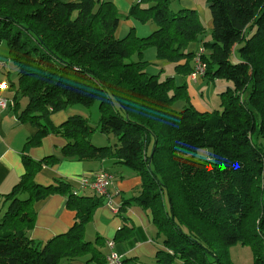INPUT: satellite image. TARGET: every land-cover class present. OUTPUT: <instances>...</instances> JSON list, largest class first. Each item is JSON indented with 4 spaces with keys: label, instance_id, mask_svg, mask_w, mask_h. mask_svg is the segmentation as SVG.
Segmentation results:
<instances>
[{
    "label": "trees",
    "instance_id": "16d2710c",
    "mask_svg": "<svg viewBox=\"0 0 264 264\" xmlns=\"http://www.w3.org/2000/svg\"><path fill=\"white\" fill-rule=\"evenodd\" d=\"M172 2L134 3L127 16L152 30L139 37L131 27L119 37L121 13L109 0H0V44L17 68L15 110L20 93L18 119L34 128L26 145L48 134L65 139L58 156L22 154L24 173L0 203V264H61L99 250L84 230L105 195H78L62 179L34 181L60 159H110L140 177L128 202L148 209L163 235L154 264H233L227 249L236 243L250 246L252 264H264V0H206L210 29L195 9ZM151 47L154 61L145 57ZM196 58L205 65L201 80L231 82L218 93L220 109L190 100ZM149 65L158 68L148 73ZM95 101L97 126L81 114L51 121ZM95 129L115 142L91 144ZM54 193L65 195L75 220L41 243L27 233L33 204ZM101 253L95 258L105 264Z\"/></svg>",
    "mask_w": 264,
    "mask_h": 264
},
{
    "label": "crops",
    "instance_id": "0c3cea01",
    "mask_svg": "<svg viewBox=\"0 0 264 264\" xmlns=\"http://www.w3.org/2000/svg\"><path fill=\"white\" fill-rule=\"evenodd\" d=\"M109 1L121 13V19L116 29L117 36H125L131 27H134L137 36L144 37L150 34L151 25L127 16L130 7L139 0ZM179 1V4L186 6V8H198L195 0ZM211 26L212 20H208L206 28L210 29ZM195 47L196 44L190 45V49ZM152 53L154 50L147 49L145 57L147 58ZM154 67L157 70L158 65H154ZM187 82L189 84L193 82L197 85L205 81L200 78L194 80L187 77ZM190 87L192 85L188 86V91ZM4 90L1 92V96L7 100L6 106L0 107V203L3 198L2 195L10 192L24 173V165L21 159L23 153L33 159H40L50 154L58 156L60 147L65 143L63 137L48 134L43 137L39 145H26L27 137L34 132V128L29 123L21 122L18 119L19 111L25 105L26 100L24 104H21V100H19V107L15 110L13 97H9L11 96L10 92L6 93ZM73 114L86 116L82 108L71 106L53 113L51 121L57 125ZM108 165L118 167L114 172H111ZM101 169L112 174V182L103 198L104 203L95 209L84 230L86 239L93 242L99 250H94L74 259L64 260L61 264H99V260L95 257L98 251L102 252L103 257L110 251L106 244L108 240H113V250L121 255L123 264H127L129 260L131 263L137 264H154L155 252L162 246L159 243L158 247H155V243L148 238L152 220L145 213L147 211L135 200L131 199L128 202L131 197L138 195L140 185V177L134 171L115 165L110 159H84L80 161L60 159L54 165L43 166L36 173L34 181L41 185H48L53 183L55 179H62L68 182L78 195H93L95 192L89 187H83L82 180L83 178L91 179V175ZM33 209L35 213L34 222L27 233L31 239L41 243L66 232L75 220V211L67 208L65 195L60 193L50 194L36 201L33 204ZM126 225L129 226L127 229L131 230L130 234L128 233V238L124 240L115 238L120 229V232L126 229ZM139 231H142V238L137 236ZM132 253L133 255H131ZM146 257L148 260L143 261L142 259Z\"/></svg>",
    "mask_w": 264,
    "mask_h": 264
},
{
    "label": "rangeland",
    "instance_id": "374dc122",
    "mask_svg": "<svg viewBox=\"0 0 264 264\" xmlns=\"http://www.w3.org/2000/svg\"><path fill=\"white\" fill-rule=\"evenodd\" d=\"M198 8L195 9L200 17L201 22L207 27V21L211 20V13L209 8L206 5V0H195ZM137 3V2H136ZM179 0H173L171 3V8L173 9H178L181 7H186L182 4H179ZM147 36V35H146ZM140 37V36H139ZM152 49L153 48H148ZM149 60H155V53H152L150 56L148 55L147 57ZM203 62V61H202ZM204 63V62H203ZM146 71L148 73H154L156 71V68L152 65H149L146 67ZM150 71V72H149ZM17 68L14 65L13 62H11L8 57H7V45L5 41H2L0 44V79H5L7 80L8 83H11L12 81L13 86L11 87L12 89H8L9 84L7 85L6 90L4 92L11 94L9 97H13L14 91L16 89V83H17ZM195 78H200V77H195ZM179 81V78H176V82ZM192 87L189 88V95H191V102L195 106V108L199 110L203 109H220V97H219V92L220 90H224L226 86H231V82L224 80V79H217L214 82H203L201 84L195 85L193 82H191ZM10 90V91H9ZM200 94V95H199ZM199 95V96H198ZM17 99L21 100L20 103L24 104V101L26 100L25 96H22L20 93L17 95ZM183 102L179 101L175 104L176 108H180L182 106ZM24 106V105H23ZM74 107L82 108L84 112L86 113V117L88 120V123L91 124L92 126H97L98 125V119H99V110H98V101H95L91 105H83V104H73ZM89 141L91 144L96 145V146H103V145H110L115 142V137L111 134H103L99 131V129H95L90 136L88 137ZM204 153L205 150H203ZM200 154V150L198 152ZM120 167H124L128 170L133 171L132 169L124 166V165H119ZM116 167L118 166H111L108 165V169L111 172H114L116 170ZM141 189V187H140ZM75 191V189H73ZM75 193H77L75 191ZM139 193V191H138ZM166 197V196H165ZM146 214L149 215L151 219V213L148 209H144ZM147 215V216H148ZM169 226V223L165 224V227ZM126 229H124L121 232V235L119 236L118 240H124L128 238V233L130 234L131 230H128L127 228L129 226H125ZM137 236L142 238V231H139L137 233ZM84 238L86 239L85 235ZM148 238L150 241L155 243V247H158V244L161 243V240L163 239V235L157 230V227L153 224L150 226V234L148 235ZM87 240V239H86ZM133 255V253L131 254ZM130 255V256H131ZM84 256V255H83ZM227 257L233 264H252L253 263V256L252 252L250 250L249 245H242L240 243H236L232 246H230L227 249ZM125 259V258H124ZM143 261L148 260L147 257L142 259ZM127 264H137V263H131L130 260ZM173 264H182L180 260H176Z\"/></svg>",
    "mask_w": 264,
    "mask_h": 264
},
{
    "label": "built area",
    "instance_id": "2783aa9c",
    "mask_svg": "<svg viewBox=\"0 0 264 264\" xmlns=\"http://www.w3.org/2000/svg\"><path fill=\"white\" fill-rule=\"evenodd\" d=\"M195 71L191 74L192 79H197L195 77H200L204 72V63L196 58L195 60ZM8 82L5 79H0V107L4 108L6 106V99L1 96V92L7 88ZM112 174L107 170H98L91 175V179L83 178V187H89L94 192L99 195H106L108 187L112 182ZM110 251L105 255V264H121V255L113 250V240H108L106 242Z\"/></svg>",
    "mask_w": 264,
    "mask_h": 264
}]
</instances>
